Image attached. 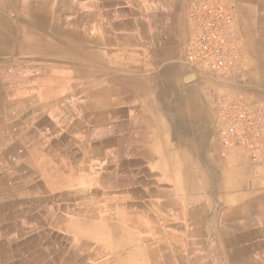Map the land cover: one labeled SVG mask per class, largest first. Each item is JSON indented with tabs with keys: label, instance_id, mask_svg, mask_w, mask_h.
Returning a JSON list of instances; mask_svg holds the SVG:
<instances>
[{
	"label": "bare ground",
	"instance_id": "bare-ground-1",
	"mask_svg": "<svg viewBox=\"0 0 264 264\" xmlns=\"http://www.w3.org/2000/svg\"><path fill=\"white\" fill-rule=\"evenodd\" d=\"M51 1L50 17L37 20L45 30L37 32L36 47L31 49L23 43L24 63L7 66V73L15 76L0 81V264H77L78 259L96 261L94 264H175L171 254L178 252L196 258L199 248L190 241L160 244V259L157 249L151 246L122 253L114 262L102 258L119 244L113 243L107 249L110 242L99 247L98 241L111 239L116 218L126 219V214L114 206L115 193L122 188L128 199L132 197L130 189L141 183V191L147 197L146 215L152 222L146 224V235L155 238L173 231L166 224L172 216L166 215L163 208L175 200L167 190L159 192L163 186L158 182L154 193L149 176L140 182L136 175L146 173V167L138 164L146 161L148 155V164L167 179L174 165L190 162L187 153L192 146L178 145L181 154L172 151L166 159L165 146L146 143V61L140 50L128 49L133 42H128L132 39L130 34H113L111 29L102 28L92 17L87 2L82 5L87 11L82 19V10L73 0ZM244 1L242 25L251 47V66L244 72L256 81L253 83L258 82L257 87L264 86V0ZM242 42L244 55L235 68L245 59L243 38ZM199 82L204 86L203 78ZM191 96L183 97L179 119L182 114L183 120L198 123L203 138L209 123L218 121L224 128V97L218 98L216 116L210 117L202 99L196 96L192 100ZM254 101L243 103L257 112L260 106H255ZM223 145L239 148L248 156L235 144ZM203 149L204 145H198V152ZM206 157L208 160L203 163L212 159L208 153ZM183 185V178L176 180V186ZM223 189L218 188V193ZM256 207L257 212L264 209L260 203ZM256 207L234 208L225 215L234 234L216 241L217 246L212 247L230 251L223 253L224 264H243L239 259L249 253L257 254L260 262L245 261L246 264H264V238H247L249 221L259 217L249 214ZM210 208L202 207L189 215L197 216ZM236 212L239 216H235ZM103 224L111 227L104 228ZM139 225L125 223L124 241L134 240L131 231L135 227L141 229ZM257 233L264 235V226ZM218 235H223L222 231Z\"/></svg>",
	"mask_w": 264,
	"mask_h": 264
},
{
	"label": "crops",
	"instance_id": "crops-1",
	"mask_svg": "<svg viewBox=\"0 0 264 264\" xmlns=\"http://www.w3.org/2000/svg\"><path fill=\"white\" fill-rule=\"evenodd\" d=\"M193 1L195 0H73V4L81 8L79 13H82V19H85L87 11L82 5L89 3L92 17L94 16L102 28L111 29L113 34H130L132 39H128V42H133L128 49L140 50L139 53L144 56L146 88L148 85L146 112L149 113L146 122V143L159 142L165 146L166 159L171 157L172 151L181 154L177 149L178 145L192 146L193 151L190 149L187 153V160L190 162L174 165L167 179L157 174L148 164L149 156L146 155V179L148 176L152 179L149 186L156 193L158 182L163 186L159 192L167 190L175 200L170 206L163 208L166 215L172 216L168 217L170 220L166 224L173 231L167 235H156L155 238L146 235V247H154L159 253L160 244L170 246L190 241L199 248L195 254L196 258L190 257L187 252L174 253L171 254V259L175 264H208V261L224 264L225 255L230 251L227 249L221 252L219 246L217 249L212 247L217 246L216 241L228 239L229 235L234 234L225 215L242 206L256 207V203L264 206V138L258 158L253 163L241 149L223 145L219 128L216 130L213 122L209 123L207 135L203 138L199 135L201 127L198 123L183 120L182 114L179 119L178 113L183 111L184 96L190 94L192 100L196 96L200 97L203 105L209 109L210 117H214L210 103L213 102L215 107L218 99H213L199 82L200 78L207 76L193 72L187 59V36L192 31L188 14ZM228 1L233 2L235 6L237 1L245 2ZM52 5L51 0H0V81L15 76L7 73V66H19L24 63L21 53L23 43L31 49L36 47L37 32L45 30L37 20L48 19ZM103 11L107 12L105 16L101 15ZM136 37L141 40L135 42ZM177 82L181 87H175ZM257 83L255 87L258 86ZM234 87L235 91L242 89L240 85ZM260 87L263 88L262 84ZM261 100L264 103V99ZM198 145H204L206 153L204 149V152H198ZM207 153L212 159L203 163L208 160ZM179 178H183V186H176V180ZM222 186L223 191L218 193L217 189ZM202 207L211 208L198 213L197 216L189 215ZM252 209L249 213L251 217H259L249 221L251 224L247 227H250V233L247 238L263 239L264 235L257 233V229L260 231L264 226V209L259 212L256 211L257 207ZM235 216H239V213L236 212ZM148 218L146 224L148 222L151 225L150 217ZM240 230L243 231V228ZM218 231H222L223 235H218ZM157 257L160 259V253ZM258 257L257 254L249 253L239 260L243 264H246L245 261L259 263Z\"/></svg>",
	"mask_w": 264,
	"mask_h": 264
},
{
	"label": "built area",
	"instance_id": "built-area-1",
	"mask_svg": "<svg viewBox=\"0 0 264 264\" xmlns=\"http://www.w3.org/2000/svg\"><path fill=\"white\" fill-rule=\"evenodd\" d=\"M236 10L228 0H197L189 8L192 36L187 59L207 70H233L244 55L242 38L236 31ZM227 122L219 131L222 143L235 144L255 159L264 134V113L252 112L236 98L222 99Z\"/></svg>",
	"mask_w": 264,
	"mask_h": 264
},
{
	"label": "rangeland",
	"instance_id": "rangeland-1",
	"mask_svg": "<svg viewBox=\"0 0 264 264\" xmlns=\"http://www.w3.org/2000/svg\"><path fill=\"white\" fill-rule=\"evenodd\" d=\"M235 10H236V14H235V16H236V18H235L236 29H237L238 33L244 39L245 46H246V48H245V50H246L245 54L246 55H245V59L242 62V64L240 66H238L237 68H234L233 70L211 71V70H207V69H204V68H201L198 66H193V64H191L193 66V67H191V69L193 72L196 71L198 73H202V74H205L207 76V77L203 78L205 80V82L203 84L204 89L210 93V95L213 97V99H215V98L221 99L223 97L224 98L225 97L226 98H236V99H241L242 102H246V103H251L250 99L252 101H254L256 99V101H254V105L260 106V108H259L260 112H264V103L261 100V99H264V97H263L264 96V86L262 84L263 88H261L260 86L255 87V83H253V82H256V81H253V79H250V77H248L246 75V73L244 72L245 68L247 69L251 66L250 61H249L251 47L249 46V44L246 40V37H247L246 29L242 25V21L244 20V15H242L241 2L237 1V6H235ZM191 36H192V31L190 33H188L187 39H190ZM214 84H217V85H214ZM234 85H240V86H242V89L239 91H232L235 88ZM175 87L179 88V87H181V85L179 86V83L177 82L175 84ZM231 87H233L232 90L230 89ZM262 89H263V91L261 92ZM249 96H251V97L249 98ZM245 97H246V99H245ZM219 99H217V100H219ZM210 106H211L212 110L214 111V116H216L217 112L214 109V108H216V105H214L215 107H213V102H211ZM224 109H225V107L222 106L221 111L223 113H225L226 116H228L229 114H226ZM214 124H215L216 130H217V127L218 128L220 126L222 127V123L220 124L218 121L214 122ZM140 125H142V124H140ZM221 127L219 128V130H221L223 128V127L222 128ZM233 148H235V147H233ZM252 162L255 163V161H252ZM139 165L140 166L142 165V167L145 168L147 164H146V161H143V162H141V164H138V166ZM136 177L138 179H140V182H142V180L146 177L145 171L140 172V174L138 173L136 175ZM140 184L141 183H137L136 185H134L132 187V189H130L132 191V197L128 198L129 200L125 198V195H126L125 189L122 188L117 193H115L114 201L115 200H117V201L114 202L115 203L114 206L117 210L124 212L126 214V219H122V218L117 219L116 218L115 219V221H116L115 227H113V225L111 227L110 226L111 224L110 225L103 224L104 228L111 227V228L115 229L114 230L115 232H114V235H111L110 240H108V239L99 240L98 241L99 243L97 241H95L96 243L99 244V247L100 246L103 247L105 244H108L110 242L105 247H107V249H109V247H110V249H111L112 248L111 245L113 243H119L118 246H116L114 251L107 253V254H103L102 258L104 260L114 262L115 258H117L122 253H124V255H126L127 251H131L133 249L137 250V249L142 248V247L146 248V220L148 219L147 218L148 216L146 215V210H145L146 209V205H145L146 204V195H144L142 193V191H141L142 186ZM137 186H139V187H137ZM121 195L124 197H122ZM142 205H144V206H142ZM129 207H130V209H129ZM126 222L131 223V224H140L139 226H141V229L139 227L138 228L135 227L133 232L131 231V236L134 237V240L131 242L124 241V236H125V227L124 226H125ZM135 238H137V239L135 240ZM114 240L117 242H114ZM95 262H92V261H86L85 262L82 259H78L77 264H94Z\"/></svg>",
	"mask_w": 264,
	"mask_h": 264
}]
</instances>
